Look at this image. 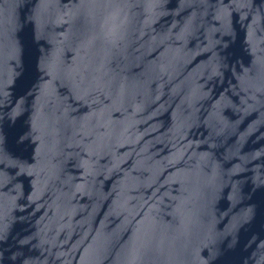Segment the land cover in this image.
Wrapping results in <instances>:
<instances>
[{"label":"water","instance_id":"1","mask_svg":"<svg viewBox=\"0 0 264 264\" xmlns=\"http://www.w3.org/2000/svg\"><path fill=\"white\" fill-rule=\"evenodd\" d=\"M0 264H264V0H0Z\"/></svg>","mask_w":264,"mask_h":264}]
</instances>
